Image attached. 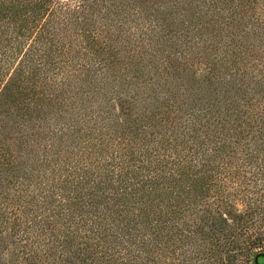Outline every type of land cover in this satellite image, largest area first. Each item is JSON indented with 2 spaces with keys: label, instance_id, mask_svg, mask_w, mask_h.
<instances>
[{
  "label": "trees",
  "instance_id": "16d2710c",
  "mask_svg": "<svg viewBox=\"0 0 264 264\" xmlns=\"http://www.w3.org/2000/svg\"><path fill=\"white\" fill-rule=\"evenodd\" d=\"M73 1L0 0V242L24 264H254L264 0Z\"/></svg>",
  "mask_w": 264,
  "mask_h": 264
},
{
  "label": "rangeland",
  "instance_id": "374dc122",
  "mask_svg": "<svg viewBox=\"0 0 264 264\" xmlns=\"http://www.w3.org/2000/svg\"><path fill=\"white\" fill-rule=\"evenodd\" d=\"M61 4H66L67 0H57ZM73 1V0H72ZM77 2L73 1L72 4L77 5ZM69 4V3H68ZM198 75H203L204 71H198ZM28 243V242H27ZM28 246L26 243H17L12 242L11 240L7 239L5 242H0V264H24L26 262L25 258L26 255L21 253V250H24L23 247ZM25 251L28 253L27 249ZM254 264H264V254L258 255L254 259Z\"/></svg>",
  "mask_w": 264,
  "mask_h": 264
}]
</instances>
